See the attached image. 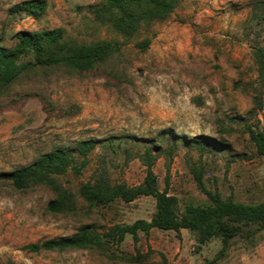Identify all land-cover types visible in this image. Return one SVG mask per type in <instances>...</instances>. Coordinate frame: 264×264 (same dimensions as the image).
Masks as SVG:
<instances>
[{"label": "rangeland", "instance_id": "374dc122", "mask_svg": "<svg viewBox=\"0 0 264 264\" xmlns=\"http://www.w3.org/2000/svg\"><path fill=\"white\" fill-rule=\"evenodd\" d=\"M20 1L0 0V44L6 47L14 46L17 31L54 27L80 42L119 40L122 47L95 69L36 66L0 88V171L57 147L104 139L80 175L69 170L58 177L76 196L75 212H49L56 194L47 185L17 189L0 179V264H264V230L234 237L224 254L220 237L199 246L186 228L141 231L137 244L127 234L104 249L24 248L84 225L103 232L116 223L150 220L153 196L91 206L80 195L81 184L105 169L112 182L141 183L146 165L140 155L150 147L158 154L159 188L168 183L182 209L209 202L195 168L224 198L264 200V155L249 132L250 126L264 132V66L256 53L264 46V0H182L131 38L95 19L91 6L103 0H48L40 19H8V8ZM146 38L150 44L142 50L138 43ZM202 136L210 138L204 148L192 140Z\"/></svg>", "mask_w": 264, "mask_h": 264}, {"label": "trees", "instance_id": "16d2710c", "mask_svg": "<svg viewBox=\"0 0 264 264\" xmlns=\"http://www.w3.org/2000/svg\"><path fill=\"white\" fill-rule=\"evenodd\" d=\"M181 1L103 0L91 6V13L98 21L131 38L136 36L141 28L151 27L156 21L167 18ZM48 7V0H21L8 8L7 17L14 20L21 16L40 19L46 14ZM13 38L15 44L12 47L0 44V88L9 86L25 70L36 66H64L76 72L95 69L122 47L119 40L80 42L69 37L64 27L20 30L13 34ZM149 44L150 38H146L141 40L138 46L146 50ZM256 53L264 66V46L258 47ZM23 57L29 59L22 61ZM249 132L257 151L264 155V132L257 131L251 126ZM177 136L183 142L188 141L185 135ZM209 139L202 136L194 137L192 140L204 148ZM109 141L113 146L114 140L110 138ZM103 142L104 139L101 138H88L78 141L74 147H57L40 154L26 165L9 171H0V179L9 180L17 189H27L37 184L47 185L56 194L47 205L49 212L55 214L75 212L76 196L59 182L58 177L69 170L80 175L90 162L91 152ZM168 150L172 155L171 146ZM140 158L146 165V175L141 183L129 185L126 182H112L105 169L94 175L93 179L81 184L80 195L91 206L107 205L117 199L131 202L143 195L153 196L156 199V213L150 220L140 218L132 223H116L103 232H97L91 226L84 225L73 235L29 243L24 248L31 252L104 249L110 244L122 243L127 234H131L137 244L141 231L149 235L153 228L177 232L186 228L195 232L199 246L220 237L223 243L220 254H224L234 237L242 235L252 238L258 231L264 230V200L244 203L235 200L233 196L224 198L218 190L207 187L203 170L195 168L197 184L207 194L209 202L204 204L188 202L182 209L179 198L169 193L168 183L165 189L159 188L158 177L154 171L158 158L155 148H146Z\"/></svg>", "mask_w": 264, "mask_h": 264}]
</instances>
